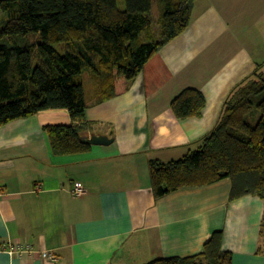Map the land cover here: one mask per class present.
<instances>
[{
	"label": "crops",
	"instance_id": "crops-1",
	"mask_svg": "<svg viewBox=\"0 0 264 264\" xmlns=\"http://www.w3.org/2000/svg\"><path fill=\"white\" fill-rule=\"evenodd\" d=\"M264 62V0H196L188 29L169 42L129 83L126 93L94 105L89 134L108 146L56 156L44 126H70L51 109L0 127V264H149L199 254L213 232L232 264H264V204L230 201L229 179L156 199L149 160H177L215 126L231 90ZM202 93L195 118L178 120L172 101ZM80 182L86 193L70 190Z\"/></svg>",
	"mask_w": 264,
	"mask_h": 264
},
{
	"label": "trees",
	"instance_id": "trees-1",
	"mask_svg": "<svg viewBox=\"0 0 264 264\" xmlns=\"http://www.w3.org/2000/svg\"><path fill=\"white\" fill-rule=\"evenodd\" d=\"M195 1L123 0L120 9L118 0H0V127L65 109L70 126L43 127L52 153L88 151L91 145L80 141L88 133V100L97 105L126 93L145 64L188 29ZM31 36L38 38L34 44ZM204 105L201 92L186 89L171 110L185 120L198 117ZM148 166L156 199L229 179L230 201L252 196L264 204V62L231 90L215 126L193 149ZM260 236L264 241V216ZM223 238L215 231L201 253L149 264H232Z\"/></svg>",
	"mask_w": 264,
	"mask_h": 264
},
{
	"label": "built area",
	"instance_id": "built-area-1",
	"mask_svg": "<svg viewBox=\"0 0 264 264\" xmlns=\"http://www.w3.org/2000/svg\"><path fill=\"white\" fill-rule=\"evenodd\" d=\"M70 193L74 197H80L83 196L86 191L84 186L80 182H75L70 190ZM0 250H3L10 255H20L22 253L28 252L29 247H21L19 245H8L5 248L0 247Z\"/></svg>",
	"mask_w": 264,
	"mask_h": 264
},
{
	"label": "water",
	"instance_id": "water-1",
	"mask_svg": "<svg viewBox=\"0 0 264 264\" xmlns=\"http://www.w3.org/2000/svg\"><path fill=\"white\" fill-rule=\"evenodd\" d=\"M80 141L82 144L91 146H108L114 141L113 135H102L99 133H86L80 135Z\"/></svg>",
	"mask_w": 264,
	"mask_h": 264
},
{
	"label": "rangeland",
	"instance_id": "rangeland-1",
	"mask_svg": "<svg viewBox=\"0 0 264 264\" xmlns=\"http://www.w3.org/2000/svg\"><path fill=\"white\" fill-rule=\"evenodd\" d=\"M118 5H119V8L120 9H123V0H118ZM157 18H158L157 7L154 4L153 11H152V20H153L152 23L154 25L155 32L158 31V28L155 26L156 25ZM1 19H5V16H1ZM27 40H28V42L30 44H34L38 40V38L35 37V36H31V37L27 38ZM55 48L59 50L60 49V46L59 45H56ZM85 89H86V94H89V85H88V83L85 85ZM257 116H258V114L256 113V117ZM250 123L252 124V120L250 121Z\"/></svg>",
	"mask_w": 264,
	"mask_h": 264
}]
</instances>
